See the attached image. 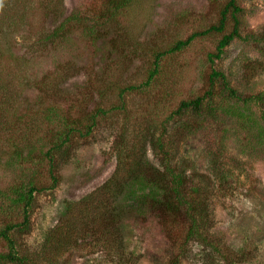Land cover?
Returning <instances> with one entry per match:
<instances>
[{
    "label": "trees",
    "instance_id": "16d2710c",
    "mask_svg": "<svg viewBox=\"0 0 264 264\" xmlns=\"http://www.w3.org/2000/svg\"><path fill=\"white\" fill-rule=\"evenodd\" d=\"M156 1L89 0L66 14L63 0H0V264H52L32 258L18 243L30 227L36 195L57 186L59 158L74 139L116 117L122 121L112 175L64 208L55 240L48 242L59 249L89 233L109 259L126 264L128 222L153 218L173 248L167 264H182L189 244L197 256H216L219 264L240 257L208 231V197L215 181L228 179L225 171L195 172L181 144L228 111L225 104L241 116L252 105L264 107L263 92L239 93L216 67L226 48L242 39V8L238 0H212L216 23L162 48L153 44L145 62L131 69ZM19 35L25 44L16 41ZM213 35L220 37L206 54L205 83L192 93L191 80L184 89L187 80L165 72V62ZM57 49L65 56L55 62ZM50 57L51 66L40 70ZM82 74L80 84L68 85ZM258 116L253 140L264 149V110Z\"/></svg>",
    "mask_w": 264,
    "mask_h": 264
},
{
    "label": "rangeland",
    "instance_id": "374dc122",
    "mask_svg": "<svg viewBox=\"0 0 264 264\" xmlns=\"http://www.w3.org/2000/svg\"><path fill=\"white\" fill-rule=\"evenodd\" d=\"M63 1L65 12L69 14L89 0ZM238 3L242 8V39L234 40L226 48L216 67L226 74L239 93L246 96L264 93V0H238ZM218 17V5L212 0H157L151 21L140 39L141 56L131 69L145 62L146 51L153 44L162 48L178 38L184 39L191 32L216 23ZM219 37L195 40L189 48L168 58L164 71H173L185 78L184 89L187 90L190 79L192 93L197 92L208 73L206 54L214 50ZM23 38L16 36V41L25 44ZM64 56V50H55V62ZM52 60L50 57L40 63V70L51 66ZM83 79L84 75H79L69 80L68 85L74 87ZM224 106L228 111L218 120L187 135L181 144V153L189 157L195 172L209 176L217 167L228 177L225 181H215L213 196L208 197L212 216L209 234L217 236L222 249L240 252V257L232 264H264V149L253 140L254 120L264 107L252 105L241 116L243 113L235 114L229 104ZM121 121L120 117L108 118L91 136L74 139L61 154L57 186L36 195L30 227L18 239L32 258L38 257L42 262L51 260L52 264H55V256L57 264H120L117 259H109L89 233L82 234L76 241L70 239L59 249L48 240H55V226L64 208L93 192L112 175L116 165L114 145L120 136ZM124 135L131 136V133ZM128 223L125 239L130 255L126 264H167L173 248L160 234L154 219ZM187 246L182 264H219L216 256L204 260L194 253L190 244Z\"/></svg>",
    "mask_w": 264,
    "mask_h": 264
}]
</instances>
